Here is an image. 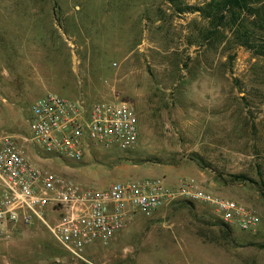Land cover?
Wrapping results in <instances>:
<instances>
[{
	"label": "rangeland",
	"instance_id": "obj_1",
	"mask_svg": "<svg viewBox=\"0 0 264 264\" xmlns=\"http://www.w3.org/2000/svg\"><path fill=\"white\" fill-rule=\"evenodd\" d=\"M10 1L0 21L32 25L34 44L47 23L49 55L62 63L33 56L27 80L0 79V135L25 138L30 105L45 93L122 101L137 118L131 149L62 162L24 143L32 164L94 189L192 178L252 209L258 223L241 232L205 205L176 201L134 214L82 260L35 223L0 240V264H264V24L244 10L231 26L229 12L215 14L208 0Z\"/></svg>",
	"mask_w": 264,
	"mask_h": 264
},
{
	"label": "built area",
	"instance_id": "obj_2",
	"mask_svg": "<svg viewBox=\"0 0 264 264\" xmlns=\"http://www.w3.org/2000/svg\"><path fill=\"white\" fill-rule=\"evenodd\" d=\"M29 112L25 138L0 135V240L38 223L64 253L82 260L86 249L107 244L134 214L150 217L176 201L205 205L219 221L241 232L255 229L258 217L252 209L211 194L192 178L173 184L143 178L94 189L26 158L24 143L38 147L44 159L62 162H79L96 149H131L138 138L137 118L125 102L87 103L45 93Z\"/></svg>",
	"mask_w": 264,
	"mask_h": 264
},
{
	"label": "crops",
	"instance_id": "obj_3",
	"mask_svg": "<svg viewBox=\"0 0 264 264\" xmlns=\"http://www.w3.org/2000/svg\"><path fill=\"white\" fill-rule=\"evenodd\" d=\"M4 1L8 2V6L12 5L10 0H0V8L5 9L7 7V2ZM9 12L11 11H7V13ZM7 20L8 23L0 21V79L27 80L28 78L23 73L25 70L27 71V66L31 64L33 56L37 58V62L41 59H46L47 61V58L51 56V62L62 63L61 59H57V54L49 55L48 43L52 34L49 37L47 23L43 30L39 32V35L35 36V41L38 42L34 44L35 28L32 25L30 30L27 31L19 26H13L10 20ZM42 40L44 41L43 43H41ZM8 42L10 43L7 44Z\"/></svg>",
	"mask_w": 264,
	"mask_h": 264
},
{
	"label": "trees",
	"instance_id": "obj_4",
	"mask_svg": "<svg viewBox=\"0 0 264 264\" xmlns=\"http://www.w3.org/2000/svg\"><path fill=\"white\" fill-rule=\"evenodd\" d=\"M254 3L259 5L251 7V4ZM254 3L252 0H208V5L214 8L215 14L222 10L229 12V23L231 26H236L240 22V15L244 10L252 16L255 15L259 23L264 24V0H254ZM219 17L222 18V16Z\"/></svg>",
	"mask_w": 264,
	"mask_h": 264
}]
</instances>
